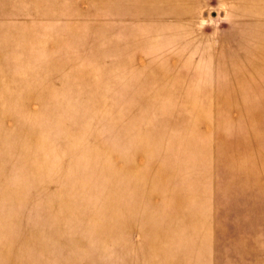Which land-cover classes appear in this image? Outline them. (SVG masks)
<instances>
[{"label": "rangeland", "instance_id": "1", "mask_svg": "<svg viewBox=\"0 0 264 264\" xmlns=\"http://www.w3.org/2000/svg\"><path fill=\"white\" fill-rule=\"evenodd\" d=\"M0 264H264V0H0Z\"/></svg>", "mask_w": 264, "mask_h": 264}]
</instances>
